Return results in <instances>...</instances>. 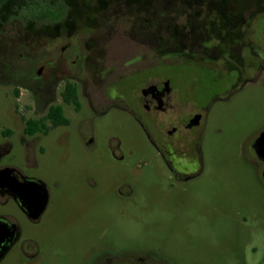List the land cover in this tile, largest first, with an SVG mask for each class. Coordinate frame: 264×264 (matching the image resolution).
<instances>
[{
    "label": "rangeland",
    "instance_id": "obj_1",
    "mask_svg": "<svg viewBox=\"0 0 264 264\" xmlns=\"http://www.w3.org/2000/svg\"><path fill=\"white\" fill-rule=\"evenodd\" d=\"M26 1L0 8V143H13L2 164L49 187L39 225L46 237L93 228L116 247L152 250L176 264H264V180L252 148L264 130V0H65V21L40 27L15 17ZM71 39L85 57L79 77L94 107L101 105L95 97L113 92L135 107L142 86L167 79L180 116L202 114L201 126L186 132L193 170L185 184L139 117L117 104L91 112L83 94L80 110L65 109L75 134L68 147L48 140L42 154L38 144L39 165L28 167L20 142L24 119L41 118L45 109L1 69L24 47L36 54ZM56 70L70 72L63 59ZM78 133L91 136L95 147ZM87 176L95 188L80 186ZM123 184L133 192L121 196ZM5 214L30 230L15 202L0 201Z\"/></svg>",
    "mask_w": 264,
    "mask_h": 264
},
{
    "label": "flooded vegetation",
    "instance_id": "obj_2",
    "mask_svg": "<svg viewBox=\"0 0 264 264\" xmlns=\"http://www.w3.org/2000/svg\"><path fill=\"white\" fill-rule=\"evenodd\" d=\"M62 1L68 7L66 15L54 23H41L34 19L21 18L18 11L26 3L17 10L15 17L23 24L33 22L39 27L62 23L68 17L70 10L67 2ZM0 34H2L1 28ZM55 40L53 38L52 42ZM60 59L65 60L69 65V74L57 72L56 63ZM7 61L2 67L7 70L1 69V72L11 74L14 85L25 88L33 94L38 105L45 109L44 116L36 119H42L46 124H51L46 116L53 105L62 106L64 114L65 109L71 106L80 110L78 109L80 106L77 107L67 102L63 96L67 84L73 83L79 102L80 95L83 94L89 100L91 112L96 113L97 110L103 109L109 104H117L132 111L141 119L146 129L153 134V140L159 149L171 157L167 159V163L174 176L177 177V182L185 184V180L192 176L193 169L190 168L189 155L193 149L188 146L189 138L187 139L186 132L201 126L203 116L200 112L186 113L180 116L178 101L173 95L174 86L170 85V80L148 82L142 86L135 107L129 105L125 99H121L120 97L123 95L113 92V94L100 99L95 97L94 100L101 103L96 108L92 103L93 97L88 92L90 86L86 79L79 77V73L84 72L85 69V57L77 40H68L62 47H45L36 54L30 53L24 47V51L20 52L18 57H10ZM117 102L123 103L120 105ZM160 114L164 115L163 120H159ZM70 124L69 120L67 124L53 126L48 131L41 130L35 133H26L24 127V135L20 138V142L23 145L24 159L28 167L35 168L39 165L36 157V145L39 144L38 150L42 154L47 151L48 140L53 141L59 147H68L71 136L75 135L71 132ZM59 128L64 129L53 132ZM263 133L264 130L254 138L252 148L260 161L264 180V135L259 140ZM78 134L83 136L81 133ZM83 139L87 148L95 147L91 136L86 138L83 136ZM12 149L13 143L10 140L0 143V169L3 167L14 169L8 177L7 185L0 186V201L15 202L28 221L30 230L25 229L12 215H0L4 229V237L0 242V264H176L152 250H125V248L116 247V240L105 238L103 234L95 232L93 228L58 230L52 232V237H50L51 235L46 237L44 229H40L39 225L51 201L49 187L43 179L27 172V170L2 164L3 157ZM170 184L173 185L172 182ZM16 185L23 187L24 199L22 200L15 191ZM80 186L82 188L85 186V189L88 190L95 188L96 182L87 176L86 180L80 181ZM123 187L128 190L123 191ZM118 188V193L121 196H127L133 192L132 187L128 184L120 185ZM42 195L46 197L43 208L41 207ZM70 246H75V248H70ZM204 264H227V262L216 260Z\"/></svg>",
    "mask_w": 264,
    "mask_h": 264
},
{
    "label": "trees",
    "instance_id": "obj_3",
    "mask_svg": "<svg viewBox=\"0 0 264 264\" xmlns=\"http://www.w3.org/2000/svg\"><path fill=\"white\" fill-rule=\"evenodd\" d=\"M8 0H0V8ZM67 5L62 0H28L19 11L18 15L24 19H34L41 23H54L63 19L66 15ZM64 99L79 107L80 102L73 83H68L64 92ZM46 118L51 124H46L42 119L29 118L24 119L25 132L35 133L37 131H48L51 127L67 124L69 119L63 113L60 105H53Z\"/></svg>",
    "mask_w": 264,
    "mask_h": 264
},
{
    "label": "water",
    "instance_id": "obj_4",
    "mask_svg": "<svg viewBox=\"0 0 264 264\" xmlns=\"http://www.w3.org/2000/svg\"><path fill=\"white\" fill-rule=\"evenodd\" d=\"M264 133L262 134V136L260 137L259 140L262 139ZM14 169L12 167H3L0 169V186H6L7 183H8V177L9 175L11 174V172L13 171ZM16 184V182H14ZM17 186V185H16ZM41 186V185H39ZM15 191H17V194L18 196L20 197V199H24V191H23V187H15ZM43 196V201L41 203V207L43 208L45 203H46V197L45 195H42ZM2 223L0 221V242H1V239H3L4 235H3V228H2Z\"/></svg>",
    "mask_w": 264,
    "mask_h": 264
}]
</instances>
